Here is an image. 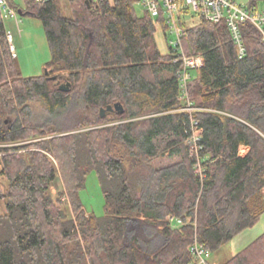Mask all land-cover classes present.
<instances>
[{
    "label": "trees",
    "instance_id": "obj_1",
    "mask_svg": "<svg viewBox=\"0 0 264 264\" xmlns=\"http://www.w3.org/2000/svg\"><path fill=\"white\" fill-rule=\"evenodd\" d=\"M138 1L68 0L67 14L61 0L25 1V10L11 0L43 21L52 55L44 70L57 79L22 74L0 18V159L8 180L0 187V264H187L196 237L217 251L264 213L260 31L242 23L240 57L225 21L180 20L185 51L205 58L191 79L189 110L182 64L157 40L158 19L169 45L168 24L137 14ZM116 102L123 113L101 115ZM91 170L103 216L80 197ZM58 175L63 187L53 196ZM222 264H264V232Z\"/></svg>",
    "mask_w": 264,
    "mask_h": 264
},
{
    "label": "rangeland",
    "instance_id": "obj_2",
    "mask_svg": "<svg viewBox=\"0 0 264 264\" xmlns=\"http://www.w3.org/2000/svg\"><path fill=\"white\" fill-rule=\"evenodd\" d=\"M64 12L69 14L70 10L67 7L68 0H61ZM240 3L249 5L250 0H236ZM21 8L25 10L26 2L24 0H18ZM181 3V1H180ZM183 3V2H182ZM263 1L259 3L262 6ZM135 10L137 14L144 15L145 7L141 1L135 3ZM187 15L183 16V19H191L194 14V20L198 22L199 15L188 11L186 7ZM19 24L17 20L11 17L4 18L5 28L9 36V41L12 47L14 55L18 57L22 74L24 76H40L45 71V65L51 60V50L47 40L43 21L31 14H18ZM157 40L161 49L166 52L169 49V45L166 42L165 36L161 31V27H157ZM170 39H176V35L168 32ZM184 47V46H183ZM193 74H197L194 70ZM35 117L39 120L44 119L46 114L43 106L40 102L32 103ZM2 165L0 159V187L4 191L8 186V180L1 173ZM63 182L60 175H58L56 182L52 186V194L56 196L58 191L62 189ZM80 197L84 204L85 209L89 213H94L98 216L106 214V201L103 194L100 179L96 170H91L86 175L85 186L80 190ZM68 213L72 215V209L69 203H67ZM6 213V201L0 198V215ZM264 232V213L260 220L252 227H249L234 238L224 244L219 250L212 252L211 261L214 264H222L230 259L237 252L245 248L249 243L256 239L260 234Z\"/></svg>",
    "mask_w": 264,
    "mask_h": 264
},
{
    "label": "built area",
    "instance_id": "obj_3",
    "mask_svg": "<svg viewBox=\"0 0 264 264\" xmlns=\"http://www.w3.org/2000/svg\"><path fill=\"white\" fill-rule=\"evenodd\" d=\"M37 3H46L50 0H24ZM105 0H91L92 3H99ZM181 1V3H180ZM145 9L156 20L163 16L168 24V32L175 34L176 39L169 38V46L173 51V62L182 64L180 74L181 89L183 95L188 100L189 110L193 109L189 99V86L193 76V71L202 68L205 64V58L202 53L188 54L182 43L184 28L180 20L188 11L203 16L209 21L218 23L225 21L232 34L237 46V52L240 57L246 53L243 41L241 25L244 22H251L258 28L264 41V2L262 6L250 7L236 0H141ZM183 2V3H182ZM19 11L12 5L11 0H0V18L11 17L17 20ZM194 17L192 14L191 18ZM161 21L157 19L156 25L161 27ZM10 35H8L9 38ZM14 54V53H13ZM197 138L194 136V140ZM168 219L178 226L184 223L182 218H175L172 215ZM192 255V260L187 264H214L211 261L212 251L206 247L196 237L188 246Z\"/></svg>",
    "mask_w": 264,
    "mask_h": 264
},
{
    "label": "water",
    "instance_id": "obj_4",
    "mask_svg": "<svg viewBox=\"0 0 264 264\" xmlns=\"http://www.w3.org/2000/svg\"><path fill=\"white\" fill-rule=\"evenodd\" d=\"M88 6H91L92 5V2L91 0H86ZM19 13H22V11L20 10ZM45 72V75H47L49 78L51 79H57V75L56 74H53L51 75V73H53V69H48L46 68L44 70ZM60 81H57V83H59ZM59 89L62 90V91H69L71 89V83L70 82H62V83H59ZM101 115L102 116H105L107 114V112H114V111H117L119 113H123L124 112V106L121 102H116L115 104H110V105H107L106 107H102L101 108Z\"/></svg>",
    "mask_w": 264,
    "mask_h": 264
},
{
    "label": "crops",
    "instance_id": "obj_5",
    "mask_svg": "<svg viewBox=\"0 0 264 264\" xmlns=\"http://www.w3.org/2000/svg\"><path fill=\"white\" fill-rule=\"evenodd\" d=\"M247 151H248V149L246 147H244V146L241 147V153L242 154L247 153Z\"/></svg>",
    "mask_w": 264,
    "mask_h": 264
}]
</instances>
